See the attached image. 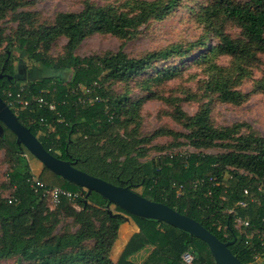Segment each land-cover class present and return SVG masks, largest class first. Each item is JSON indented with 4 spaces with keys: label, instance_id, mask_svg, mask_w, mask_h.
<instances>
[{
    "label": "trees",
    "instance_id": "obj_1",
    "mask_svg": "<svg viewBox=\"0 0 264 264\" xmlns=\"http://www.w3.org/2000/svg\"><path fill=\"white\" fill-rule=\"evenodd\" d=\"M18 1L0 0V17L15 11ZM181 1L120 0L103 5L85 1L78 12H59L50 24L35 31L22 27L17 40L38 75L16 82L3 76L14 73V58L7 59V51L12 53V48L4 47L0 54V97L51 155L111 184L134 192L141 188L143 197L167 205L199 222L220 241L230 242L228 248L241 264H264V137L245 122L214 126L207 105H201L192 116L176 105L173 118L188 133L171 134L183 136L196 150L219 147L225 151L175 153L142 163L136 149L141 141L114 135L121 115L129 113L127 98L115 97L104 87L138 80L136 84L147 92L145 98L153 99L151 81L171 79L191 62L201 66L207 76L203 83L206 97L215 94L221 102L241 103L246 95L238 86L255 69L261 70L255 88L264 94V0H207L194 13L202 33L185 45L174 43L138 57H129L121 50L85 57L75 54L82 40L94 33L133 37L141 26L173 14ZM27 17L25 13L18 15L22 22ZM229 27L238 32L229 33ZM58 37H64L66 44L64 53L57 58L38 50ZM219 57L227 58L228 63L219 64ZM168 60L173 65L158 66ZM148 73L153 75L146 77ZM20 87L21 97L29 104L13 108L7 92L16 93ZM83 89H90L89 96H99L101 101L89 104ZM39 97L47 103L54 102L55 109L33 101ZM79 97L85 98L84 102H79ZM1 126L0 149L9 165L7 176L13 191L10 198L0 195V261L134 264L127 260L128 256L151 245L153 249L142 264H184V252L192 255L191 264H215L202 240L164 222L130 215L43 166L36 176L46 187L58 186L74 195L70 199L62 197L50 209L41 191L30 186L27 156L31 154L16 143L10 130ZM133 152H137L136 156ZM239 201L245 205L238 206ZM111 205L120 213L111 211ZM121 213L133 219L138 231L113 262L111 250L118 228L126 219ZM61 217L69 219L70 224L57 233ZM238 217L249 222L243 231L234 226ZM72 227L75 230H70Z\"/></svg>",
    "mask_w": 264,
    "mask_h": 264
},
{
    "label": "rangeland",
    "instance_id": "obj_2",
    "mask_svg": "<svg viewBox=\"0 0 264 264\" xmlns=\"http://www.w3.org/2000/svg\"><path fill=\"white\" fill-rule=\"evenodd\" d=\"M85 1L103 5L118 3L120 0H19L15 11H8L0 17V54L5 51L4 47L11 46L14 62L20 59V65L25 69L27 78L32 79L35 75L26 71L32 68V62L22 52L17 40L20 29L24 27L35 31L39 26L50 24L59 12H78ZM206 1L182 0L181 6L173 14L141 26L133 37L118 38L111 34H91L82 40L75 50V54L85 57L92 54L115 53L121 50L129 57H138L174 43L185 45L186 42L195 40L202 33V28L195 22L194 13L206 4ZM20 13L28 15L26 22L18 19ZM24 23L25 25H22ZM227 30L231 34L238 32L234 27H229ZM209 43L215 44L211 40ZM65 44L66 39L58 37L47 45H40L38 50L55 59L64 53ZM261 61L264 66V56ZM217 62L226 65L228 59L219 57ZM164 64L173 65V61H164L158 66ZM152 75V73H148L146 77ZM260 75L261 70L255 69L252 76L238 86V89L246 95V98L239 104L221 102L215 94L211 97L204 96L203 83L207 76L201 66L191 64V62H187L185 68L171 79L159 83L151 81L150 90L154 93L153 99L145 98L147 92L143 91L139 84H136L138 80L126 84L122 82L105 84V91L109 90L115 97L121 99L126 97L125 104L129 105V113H126V116L121 115L120 123L115 126L114 135L122 139L140 140L136 149L141 154L138 161L142 163L150 160L155 161L162 155L175 153L186 154L201 151L206 154H218L225 150L219 147L196 150L188 145L186 139L179 136L185 135L188 130L181 122H177L173 118L176 105L180 106L184 113L192 116L204 104L208 107L210 121L214 126H228L237 122H245L264 137V94L255 88L256 80ZM21 84L24 83L21 82ZM131 103H133L132 106H130ZM157 131L159 134L156 135ZM171 132L179 135H173ZM137 152H133L132 155L136 156ZM27 159L30 170L36 175L39 174L43 169L41 162L32 155H28ZM8 171L7 159L4 151L0 149V195L4 198H10L13 191L9 186ZM240 171L243 173L242 170ZM46 174L48 173L44 172V175ZM141 190V188H137L135 191L140 194ZM50 209L53 208L50 207ZM76 209L79 208L76 207ZM110 210L120 213L116 211L114 205L110 206ZM122 215L128 223L124 221L118 228V236L110 254L113 262L118 259L126 239L130 237L133 230H137L133 219L126 214ZM66 224L69 225L70 220L61 217L55 231L58 233ZM234 226L238 228L235 222ZM239 229L243 231L242 227ZM70 230H75V228L72 227ZM15 262L14 260H1L0 264H16Z\"/></svg>",
    "mask_w": 264,
    "mask_h": 264
},
{
    "label": "water",
    "instance_id": "obj_3",
    "mask_svg": "<svg viewBox=\"0 0 264 264\" xmlns=\"http://www.w3.org/2000/svg\"><path fill=\"white\" fill-rule=\"evenodd\" d=\"M1 124L15 135L18 145H22L55 175L86 189L88 193L99 194L109 204L120 207L130 215L164 222L202 240L207 245L215 264H241L229 250L230 242L220 241L196 220L180 214L165 204L149 200L127 187L91 176L76 169L69 161L51 155L30 130L18 121L16 115L0 97V136L3 135Z\"/></svg>",
    "mask_w": 264,
    "mask_h": 264
},
{
    "label": "built area",
    "instance_id": "obj_4",
    "mask_svg": "<svg viewBox=\"0 0 264 264\" xmlns=\"http://www.w3.org/2000/svg\"><path fill=\"white\" fill-rule=\"evenodd\" d=\"M23 87H20L19 91L16 93H13L12 91H8L7 92V96L9 97V105L13 108H15L17 105L19 106H27L29 104V101L27 99H24L23 97H21L20 92L22 91ZM83 93L84 94H88V96L86 97L87 99L85 101H87L89 104H92L93 102L96 101H101V98L99 96H89L90 94V89H83ZM85 98L79 97L78 101L79 102H84ZM33 101H35L39 106L41 105H46L48 106V108L50 110H54L55 109V103L54 102H50L47 103L46 101H44V99L42 97L39 98H35L33 99ZM212 183H216L214 179H211ZM29 182H30V186L32 188L35 189V191H41L42 197H44V199L47 200L48 202V206L49 208H53L55 205H57L62 197H67L68 199L72 198L74 195L71 194L69 191L62 189L58 186H53V187H46V185L40 181L36 174L33 173L31 171L30 177H29ZM247 195V191L244 190L243 191V196ZM238 206L243 207L245 205V203L243 201H239ZM229 212H232V210H229ZM235 223H237V226L239 228L241 227H248L249 222L246 220H242L241 218H236L235 219ZM181 259L183 261L184 264H191L192 263V255L188 252H184L181 256Z\"/></svg>",
    "mask_w": 264,
    "mask_h": 264
},
{
    "label": "flooded vegetation",
    "instance_id": "obj_5",
    "mask_svg": "<svg viewBox=\"0 0 264 264\" xmlns=\"http://www.w3.org/2000/svg\"><path fill=\"white\" fill-rule=\"evenodd\" d=\"M13 53V52H12ZM12 53L11 52H9V51H7V59H9L11 56H13L12 55ZM19 60L20 59H18V61L17 62H12V66H13V74L12 75H7V73H3L2 75L3 76H8L7 77V79L8 80H14L15 82L16 81H24V80H26V81H29L30 80V78H27V74H26V72H24L25 71V69L24 68H22L21 67V65H20V62H19ZM27 69V68H26ZM26 71H28L27 73H29V74H31V75H35V77L37 76V69H33V68H30V69H27ZM2 76V77H3ZM1 77V78H2Z\"/></svg>",
    "mask_w": 264,
    "mask_h": 264
},
{
    "label": "crops",
    "instance_id": "obj_6",
    "mask_svg": "<svg viewBox=\"0 0 264 264\" xmlns=\"http://www.w3.org/2000/svg\"><path fill=\"white\" fill-rule=\"evenodd\" d=\"M128 223V221H125ZM138 231V228L137 230H133V233H131L130 237L136 233ZM128 237L126 239V241L124 242V245L127 243V241L129 240ZM123 245V247H124ZM122 247V249H123ZM153 247L151 245H145L143 246L142 248L138 249L137 251L133 252L132 254H130L127 258L128 261H130L131 263H134V264H142L146 258L149 256V254L151 253Z\"/></svg>",
    "mask_w": 264,
    "mask_h": 264
}]
</instances>
